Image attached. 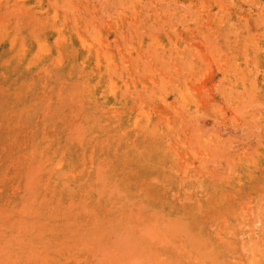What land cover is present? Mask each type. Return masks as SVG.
I'll list each match as a JSON object with an SVG mask.
<instances>
[{
	"label": "rangeland",
	"instance_id": "rangeland-1",
	"mask_svg": "<svg viewBox=\"0 0 264 264\" xmlns=\"http://www.w3.org/2000/svg\"><path fill=\"white\" fill-rule=\"evenodd\" d=\"M0 264H264V0H0Z\"/></svg>",
	"mask_w": 264,
	"mask_h": 264
}]
</instances>
